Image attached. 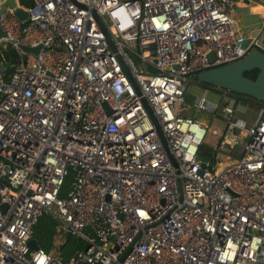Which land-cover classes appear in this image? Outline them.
Segmentation results:
<instances>
[{"label":"built area","instance_id":"built-area-1","mask_svg":"<svg viewBox=\"0 0 264 264\" xmlns=\"http://www.w3.org/2000/svg\"><path fill=\"white\" fill-rule=\"evenodd\" d=\"M13 1L0 0V264H264L262 109L245 124L228 91L184 101L191 75L264 52L239 32L237 0ZM219 107L201 166L197 113ZM42 214L56 222L48 252L28 247ZM68 236L82 246L62 260Z\"/></svg>","mask_w":264,"mask_h":264},{"label":"water","instance_id":"water-1","mask_svg":"<svg viewBox=\"0 0 264 264\" xmlns=\"http://www.w3.org/2000/svg\"><path fill=\"white\" fill-rule=\"evenodd\" d=\"M254 2H261L264 5V0H254ZM245 3L248 2L245 1ZM5 4H7L8 6H13L14 1L4 0L3 5ZM2 11L3 6L0 7V13ZM13 14L19 19H24L26 16V12L21 8L15 9L13 11ZM97 22L100 28L103 30L105 38L111 45L108 34L103 29L99 20H97ZM1 35H3V32L0 30V36ZM246 42L247 41H245L243 45H245ZM19 48L25 52L33 53H36L39 49V47L29 48L23 45H19ZM207 58L211 60L212 54H207ZM123 70L131 81V83H133L129 72L124 65ZM251 71H256L254 79H250L244 76L246 72ZM195 79L196 83H198L201 87L216 89L219 91L224 90L232 93L234 96L233 99L230 101V106H232L233 104L239 105V102L245 101V99L264 103V52L255 48L249 49L246 54L239 60L203 70L195 74ZM142 103L148 116L154 123L158 135L160 136V131L154 116L149 110L147 104L144 101H142ZM198 159L201 162V166H203V162L205 159L201 157H198ZM28 247L31 250H36L37 248H39L37 241L34 237H32L28 241Z\"/></svg>","mask_w":264,"mask_h":264},{"label":"trees","instance_id":"trees-1","mask_svg":"<svg viewBox=\"0 0 264 264\" xmlns=\"http://www.w3.org/2000/svg\"><path fill=\"white\" fill-rule=\"evenodd\" d=\"M29 1L30 0H20V3L23 6H26V4L29 3ZM3 51L8 61V65H14L17 62L16 53L12 50V48L9 45H7ZM8 68L9 67H6V69ZM255 74H256V71H251V72H246L244 76L250 79H254ZM189 81L192 83H195L196 85H199L198 83H196L194 74L189 77ZM242 102L256 111H258L259 109H262L261 119L264 120V103H261L259 101L249 100V99H245V101H242ZM202 146H203V143H201L198 146V150H197L198 157L204 158L206 160L210 159L214 153L213 147L211 145L206 148ZM240 155L241 153H239L237 157H239ZM70 178H71V175H67L64 178L62 185H61L59 195H62L65 192L67 183L70 180ZM55 226H56L55 220L46 214H42L37 219L36 223L33 226L32 237L36 239L39 248L45 252H48L52 247ZM59 246L61 249L62 260H67L71 252L74 249L80 248L82 244L80 240H75L73 237L68 236L65 238L63 243Z\"/></svg>","mask_w":264,"mask_h":264},{"label":"crops","instance_id":"crops-1","mask_svg":"<svg viewBox=\"0 0 264 264\" xmlns=\"http://www.w3.org/2000/svg\"><path fill=\"white\" fill-rule=\"evenodd\" d=\"M235 8L233 17L239 32L244 36L246 40L248 38L257 36L260 42L264 45V5L255 2L242 3L236 1ZM238 108L236 109V111H238L237 113L245 115V118L243 116L237 115L236 112L235 117L242 120L245 124H250L254 120L257 111L244 104L242 101L239 102ZM184 114L191 115L192 112L186 111ZM220 126L222 128V125ZM221 128L219 130H221ZM225 141L227 142L228 139H225ZM215 143L216 141H213L211 146H213ZM224 146V150L227 152L226 157L230 160L236 158L239 155L240 152L236 145L225 144Z\"/></svg>","mask_w":264,"mask_h":264},{"label":"rangeland","instance_id":"rangeland-1","mask_svg":"<svg viewBox=\"0 0 264 264\" xmlns=\"http://www.w3.org/2000/svg\"><path fill=\"white\" fill-rule=\"evenodd\" d=\"M257 3L258 4H262L261 2H257ZM234 8H235V5H234ZM235 10H236V8H235ZM205 89H206L205 87H201V86L196 85L195 83H192L190 81L187 82L186 87H185V92H184L185 105L190 106L195 97H199V96L203 95ZM204 96H205V99L207 101L215 102L217 105H220L219 104L220 96L217 93V91L212 90V89H208L207 92H206V95H204ZM238 109H240V108H238ZM218 110L219 111H217L216 115H214V116H211V115H209V114H207L206 112H203V111H199L197 113V116L205 117L207 119L208 123H209V129H208L206 135L203 138V141H202L203 146L202 147H205V148L209 147L210 145H212L213 141L217 142V140H218V136H213V133L211 132V128H216L217 130H219L221 128L220 125L224 122V118L221 115L220 107L218 108ZM189 112H193V111H189ZM237 112L238 111H236V113ZM245 113H247V112H245ZM237 115L243 116L245 118V115H243V114H238L237 113ZM238 139L241 140L242 138L239 136ZM221 145H222V147H225L224 146L225 145L224 139H222ZM220 153H221L222 156L224 155V153L222 151H220ZM224 162H227L226 158H225Z\"/></svg>","mask_w":264,"mask_h":264}]
</instances>
